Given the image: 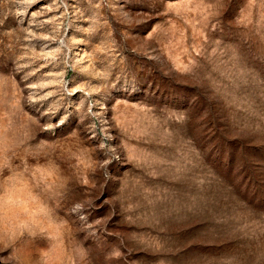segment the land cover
<instances>
[{"label":"rangeland","instance_id":"rangeland-1","mask_svg":"<svg viewBox=\"0 0 264 264\" xmlns=\"http://www.w3.org/2000/svg\"><path fill=\"white\" fill-rule=\"evenodd\" d=\"M13 153L79 264H264V0H0Z\"/></svg>","mask_w":264,"mask_h":264},{"label":"clouds","instance_id":"clouds-1","mask_svg":"<svg viewBox=\"0 0 264 264\" xmlns=\"http://www.w3.org/2000/svg\"><path fill=\"white\" fill-rule=\"evenodd\" d=\"M7 151V150H6ZM0 161V189L4 192L5 218L0 222V251L9 253L13 264H79L70 239L71 229L58 218V209L45 190L26 197L23 186L31 183L23 168L14 167L13 157ZM15 186L16 191L11 193ZM11 193V195H10ZM16 205L18 219H11L9 203ZM46 227L37 230V225ZM58 226L63 234H50L49 227ZM37 239L39 242H37Z\"/></svg>","mask_w":264,"mask_h":264}]
</instances>
